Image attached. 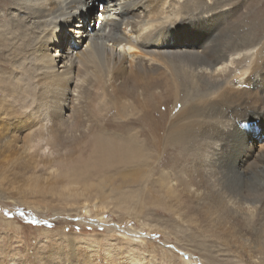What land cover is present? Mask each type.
<instances>
[{
	"label": "bare ground",
	"instance_id": "1",
	"mask_svg": "<svg viewBox=\"0 0 264 264\" xmlns=\"http://www.w3.org/2000/svg\"><path fill=\"white\" fill-rule=\"evenodd\" d=\"M96 1L98 0H0V157L4 156L6 158L7 155L13 153L12 145L17 138L12 133L14 123L22 124V126H32L46 120L42 125L48 126L47 124L49 123L51 131L54 130L64 139L74 138L76 133L81 136L86 134L87 129L85 126L75 125L72 122L73 120H70L74 116L72 112L75 104L79 103V99L83 96L82 93L85 94L87 91V86L85 88L84 84L88 83L89 88L91 86V82H85L88 77L86 76L88 74L85 73L91 72L89 68L93 67L94 62L99 69L101 67L106 71L112 70V73L109 74H111L113 82L123 80L125 73L127 74L128 72V75L137 81V86L141 82L142 86L140 88L143 91L145 107H151L154 103H158L160 101L158 100L159 95L161 97L171 96L174 100L175 108L178 103H181V106H185L188 103L190 105L193 104L192 106L189 105L190 108L185 118L177 120V125L169 126L167 131V136L169 134L171 138L167 136L166 138L174 139V142L179 143L183 152L189 144H196L197 141V137H194L196 135L195 124L192 120L195 121L198 118L204 125H209L214 118L213 114H215L216 106L218 105L215 103L221 100L225 91L228 94H236L242 91V95L243 93L247 95L253 89L262 90L261 83L264 79H262L263 76L260 75V72L255 70V73H251L250 71L246 75L247 73L241 72L244 69L240 71L242 69L241 65L248 63V61L250 62L252 59L251 55L248 56L250 51L251 53L254 51L251 49L254 46H259L262 39H250L249 35L253 34V27L249 25L250 22H247L249 25L247 30L246 28L244 29L247 24L235 31L231 29L232 32H222L218 28L209 36L208 40L195 45L179 40L178 34V32H183L184 29L183 34L186 36L190 29L189 26L195 21L193 14H191L193 12H191L189 7L192 0H103V4L98 8L99 15L92 18L90 9L96 5ZM232 4L235 5L234 2ZM196 5H198L197 2ZM199 5L197 6L198 8H200ZM225 6L203 13L198 12L199 15L196 17L203 21H211L218 15L226 18L230 7L228 5ZM245 9L247 10V7H243L241 13H245ZM194 10L196 11V9ZM254 10L252 13L255 12ZM250 12L251 9L247 14L250 15ZM247 14H244L245 17ZM253 15L255 16V14ZM239 18L244 17L239 16ZM230 19L232 18L230 17ZM250 19L252 18L250 17ZM233 20L235 24V19L233 18L232 22ZM256 20L258 21L257 17ZM91 21L92 28L87 31ZM244 21L246 20L244 19ZM227 23L230 24L229 21ZM227 23L226 25L230 27L231 25L229 26ZM254 23L259 24L255 21ZM233 35H239L241 38L239 37L238 41L229 46V40ZM64 41L67 46L63 54L60 55L58 53L59 55L55 54L52 56L50 52L54 50L53 48L55 46L60 48ZM227 46L229 47L228 50L224 51L223 48ZM262 54L263 52L259 53V61ZM254 60L257 61V59ZM28 61L33 66H24V62L31 64ZM95 63L94 68L96 67ZM258 64L256 63V65ZM253 65L249 66L252 67ZM251 69L253 71V68ZM95 70L93 69L92 71ZM103 70L101 69L103 73L101 71L97 72L98 75L100 73V75L104 74ZM81 72H84L83 74H85L86 78ZM97 73L94 75L96 78L100 77H97ZM102 77L100 78L102 79ZM105 77L106 75H104V79H106ZM96 81L98 82L99 80L97 79ZM101 81L99 82L100 84L97 83L100 86L103 85L101 83L105 80L103 81L102 79ZM138 81L140 82L138 83ZM107 82H109L108 79ZM107 82L104 83L107 84ZM118 86L115 87L118 88ZM92 88L95 91L99 90H96L95 86ZM84 90L86 91L84 92ZM89 91H92V89ZM105 91L103 90V93ZM105 96H107L106 93ZM235 98L237 97L235 96ZM198 103L203 104L199 105ZM160 105L158 108H160ZM243 117L240 119L239 124L249 128L250 131L243 138L244 147H242L243 150L240 153L235 152V147L229 150V138L226 139L225 143L227 145L225 146L226 151L222 147V149L217 148L218 146L215 145V142L214 144L209 145V143L203 146V138H200L201 141L198 138V141L202 144L200 142L197 143L201 144L200 148L202 150L200 148L197 149V152L200 149V159L198 161L196 158L198 163L195 166V174L197 173L196 177H199L202 182L199 187L203 191L200 193L193 191L191 195L195 202L192 200L191 209L195 212L209 202L215 205L214 213L212 212L213 214L211 213L210 216L214 215L217 220L225 219L230 221L233 231L239 235L238 237L244 245V251L249 255V260H246L245 263L264 264V129H262V127L264 128V118H262L264 116L251 113ZM186 120H190V122L188 123ZM183 122L185 124H182ZM235 126L234 123H226L219 128L222 130V134L231 138V134L235 133ZM235 130L238 136L240 135L239 132L244 129H240L239 126ZM68 133L69 136L67 135ZM208 133H210V130ZM210 135L212 134L210 133ZM218 137L221 136L218 134ZM237 138L239 139V137ZM97 139L116 144L106 138ZM212 139L210 137V140ZM206 141L204 142L206 143ZM218 141L220 142V139ZM253 141L257 144L252 148L250 142ZM31 146H26L24 151L28 152ZM106 148L110 149V147ZM111 149L113 151L118 150L115 146H112ZM193 150L194 148L191 151ZM187 152L189 150L185 153ZM196 157L198 156L196 155ZM1 162H5V159ZM40 163L47 168L57 167V165H54V161L52 162L48 157L41 158L36 166ZM60 167L58 168V170L60 169L59 172L52 170L51 174L50 172L48 173L51 181L54 180L52 183L54 184L53 188H51L59 189L61 192L62 190L65 191L60 201L65 200L64 204L69 205L70 209H80L85 207L86 203L93 204L95 202L98 204L96 215H101L102 211H105L107 207L109 210V206L111 204L114 205L112 200L106 202V199L111 198L103 193L102 185L104 186L106 183V186L108 183L112 184V181L116 178L118 179L117 181L120 179L125 181L130 176L116 174L106 176L102 178V181L97 182L89 175L87 178L79 176L80 170L72 164H61ZM131 175L132 177H130L133 180L136 175L132 173ZM51 176L53 177L51 178ZM50 179L48 180L50 181ZM47 188L50 187L47 186ZM56 193L59 192L57 191ZM29 194L31 195V191ZM43 195L45 194L43 193ZM58 205H62V203ZM123 206L127 207L126 205ZM119 210L125 211L120 207ZM56 211L58 212V208ZM61 211L63 210H60V213ZM84 213H87L86 209ZM139 240L135 242L144 241Z\"/></svg>",
	"mask_w": 264,
	"mask_h": 264
},
{
	"label": "rangeland",
	"instance_id": "2",
	"mask_svg": "<svg viewBox=\"0 0 264 264\" xmlns=\"http://www.w3.org/2000/svg\"><path fill=\"white\" fill-rule=\"evenodd\" d=\"M223 1H226V3ZM244 1L192 0L189 7L191 12H193L191 14H193L195 21L189 26L190 29L186 36L183 34L184 29L183 32H178L179 40L197 45L208 40L209 36L218 28L222 32H232L246 24L244 29L246 28L247 30L249 25H252L253 34L249 35L250 39L257 40V38H262L261 43L251 49L257 52H249L248 56L251 55L252 59L250 62L248 61V63L241 65L242 69L240 71L244 69L241 72L248 75L250 71L255 73L256 70V72H260V75L263 76L262 79H264V24L262 25L264 23V0ZM196 2L198 5L200 4V8L197 7ZM102 4L103 0H98L96 5L91 7L90 14L92 18L99 15L98 8ZM247 4L249 5L247 6ZM224 5L230 7L226 18L218 15L211 22L203 21L196 17L199 13L211 11V9L214 10ZM243 7H247L245 13H241ZM194 9L196 11L199 9L200 11L196 12ZM250 9L251 12L248 15L247 13ZM252 9L255 12L252 13ZM230 14L233 15L231 16ZM240 14H247V16ZM238 15L244 18H241L242 20L238 19ZM230 17L235 19L236 25L239 22L241 23L236 26L234 20L232 22ZM250 17L252 19L249 20ZM228 21L230 24L227 23ZM254 21L259 24L254 23ZM247 22H250L249 25ZM226 23L231 26L228 27ZM89 24L87 31L92 28V21ZM223 24L226 25V28ZM255 28L259 29L256 30ZM239 34L241 35V33ZM239 37V35H233L229 40V46L238 41L241 38ZM66 44L64 41L60 48L55 46L50 54L52 56L58 53L60 55L63 54ZM228 48L227 46L223 50L226 51ZM260 52H263V54L259 61ZM254 59H257L258 62ZM94 63L93 67L89 68L93 73H85L88 74L86 76L89 79L83 74L84 72H81L86 78L85 82H91V86L89 88L88 83L84 82L85 88L87 86L88 89L86 88L87 91L84 90L86 93H82L83 96L79 99V103L75 104L72 112L74 116L70 120H73L72 122L75 125L85 126L87 129L86 134L81 136L76 133L74 138L64 139L54 130L51 131L49 123L47 124L48 126L42 125L46 120L38 125L31 124L32 126H22V124L14 123L12 133L17 138L12 145L13 153L7 155L6 158L4 156L0 157V264H246L245 261L249 260V255L244 251V245L239 239V235L233 231L230 221L225 219L217 220L214 215L210 216L215 210V205L211 202L194 212L191 209L192 200L194 201L191 194L193 191H197V193L203 191L199 187L202 182L199 177H196L197 173L195 174V166L200 159L199 152L202 143L204 146V144L208 145L210 143L209 145H211L215 142V145L218 146L217 148H224L226 151L225 146L227 145L225 143L226 139L229 138V150L234 147L236 153H240L243 150V138L250 129L241 126L239 121L244 118L243 116L246 117L247 114L251 113L264 116V81L261 83L262 90L260 89L261 87L259 88L260 91H257L258 88L251 91L248 90L247 95L244 93L242 95V91L236 94H228L225 91L221 100L215 103L219 106H216V112L213 114L214 118L209 125H204L198 118L195 121L192 120L195 124L196 135L194 137H197V141L196 144L192 145L191 143L192 146L189 144L183 152L179 143L175 141L177 145L174 139H168L170 136L169 134L167 136V131L169 126L177 125V120L185 118L186 113L189 111L190 103L185 106H181V103H178L175 108L174 100L171 96H166V98L159 95L158 100L160 101L158 103H154L151 107H145L140 81H138L140 83L137 86V81L129 76L128 72L127 74L125 73L123 80L113 82L111 74H109L112 73V70L106 71L101 67L99 69L96 63L94 68ZM256 63L259 64L256 65ZM248 64L254 65L251 67ZM26 65L28 67L30 65L33 66L32 63L24 62V66ZM251 68H253V71ZM93 69H96V72L92 71ZM101 69L104 71L102 75H100L103 73ZM99 71L101 73L98 75ZM96 73L97 77L103 76L104 82H107V79L109 82L107 84L103 82L101 83L103 85L100 86L99 82H102V79L100 77L96 78L94 76ZM104 75H106V79H104ZM97 79L99 80L98 82L96 81ZM118 84L120 85L118 86ZM93 86H95L96 90H99H93ZM115 86H118V88ZM121 86H123L121 88L122 91L119 89ZM115 88L119 90L116 91L117 89ZM91 89L92 91H89ZM103 90H106L107 96H105ZM235 96L237 97L235 98L236 100L234 99ZM159 105L160 108H158ZM186 121L190 122V120ZM184 122L182 124H185ZM226 123H234V126L238 124L234 128L235 133L231 134V138L221 133L222 130L220 128ZM239 126L240 129L244 130L240 131V135L237 136L235 129ZM262 129L264 128L262 127ZM209 130L213 136L208 133ZM218 134L221 137H218ZM67 135L69 136V133ZM207 135L211 139L213 137V139L210 140ZM97 138H106L116 144ZM198 138H203L202 143L200 142L201 139L198 141ZM250 143L252 148L257 144L254 141ZM26 146H31L28 152L24 151ZM112 146L117 147L118 150L113 151L111 149ZM106 147H110V149ZM193 148L194 150L191 151ZM198 148H200L199 152H197ZM188 150V154L185 153ZM35 153H38V156ZM46 157L51 159L52 162L54 161V165H57V167L47 168L42 163L36 166L41 158L44 159ZM196 158L198 161H196ZM3 159H5V162H1ZM61 164H72L80 170L79 176L87 178L89 175L97 182L102 181V178L106 176L116 174H126L132 177V173L136 177L132 180L129 176L125 181H121V179L117 181L118 179L116 178L112 181V184L108 183L106 186V183L104 186L102 185L103 193L111 198L106 199V202L112 200L114 205L111 204L109 210L107 207L105 211H102L101 215H96L98 204L95 202L93 204L86 203L85 207L80 209H70L69 205L64 204L66 202L64 199V201H60L65 191L62 190L61 192L59 189H52L54 180L51 181L48 173L50 172L51 174L52 170L59 172L60 169L58 170V168H61ZM128 178L131 180L129 181ZM47 186L52 188H47ZM54 187L56 188V186ZM30 191L31 195L29 194ZM57 191L59 193H56ZM50 199L51 201H49ZM54 199L57 201L55 202ZM59 203H62V205H58ZM119 207L125 211L119 210ZM57 208L58 212L56 211ZM84 208L87 213H84ZM130 209L131 211H129ZM60 210L63 211L60 213ZM134 218L136 219L134 220ZM139 239L144 241L135 242ZM170 260L171 262H169Z\"/></svg>",
	"mask_w": 264,
	"mask_h": 264
}]
</instances>
